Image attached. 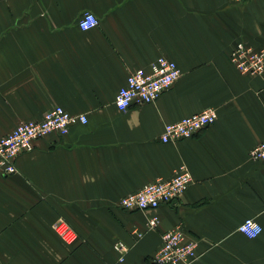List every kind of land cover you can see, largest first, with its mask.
<instances>
[{
    "label": "crops",
    "instance_id": "obj_1",
    "mask_svg": "<svg viewBox=\"0 0 264 264\" xmlns=\"http://www.w3.org/2000/svg\"><path fill=\"white\" fill-rule=\"evenodd\" d=\"M87 11L100 23L82 30ZM238 42L264 46V0H0V137L57 105L88 118L0 175V264H117V241L130 247L121 264H149L179 224L198 241L192 264H264V161L250 157L264 141V75L231 64ZM160 56L182 76L157 101L119 110L130 72ZM208 108L214 124L161 140L165 124ZM182 165L194 181L172 203L119 206ZM247 218L263 227L255 238L238 230Z\"/></svg>",
    "mask_w": 264,
    "mask_h": 264
},
{
    "label": "built area",
    "instance_id": "obj_2",
    "mask_svg": "<svg viewBox=\"0 0 264 264\" xmlns=\"http://www.w3.org/2000/svg\"><path fill=\"white\" fill-rule=\"evenodd\" d=\"M232 1L243 3L249 0ZM99 23V18L89 11L84 12L78 22L82 30H90ZM229 58L231 64L243 75H264V46L254 47L245 42H238L231 50ZM181 76L182 70L174 60L160 56L148 70L137 68L130 72L125 85L116 95L115 105L119 110L126 111L134 104H151L169 90ZM216 120L214 108L185 116L176 122L165 124L161 140L168 143L192 138L214 124ZM87 121V114L71 113L63 106L57 105L39 120L18 124L12 131L0 137V175L16 174L18 157L33 151L38 140L53 132L65 136L72 126ZM250 157L264 161V141L250 152ZM193 181L191 171L182 165L173 177L159 178L144 185L140 190L123 196L119 206L127 211L157 209L178 199ZM157 224L158 218L154 217L150 220L149 227L154 228ZM54 229L67 244L73 245L77 242V232L65 220H57ZM238 230L249 238H255L262 232L263 227L255 219L247 218L239 225ZM142 235L143 233L139 232L136 236ZM197 247L198 241L188 238L183 226L179 224L162 234V245L150 258L149 264H192L198 258ZM113 248L118 253L117 264H121L130 247L123 241H117Z\"/></svg>",
    "mask_w": 264,
    "mask_h": 264
}]
</instances>
